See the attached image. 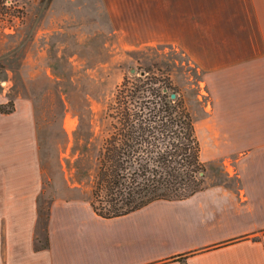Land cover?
<instances>
[{
    "label": "crops",
    "instance_id": "1",
    "mask_svg": "<svg viewBox=\"0 0 264 264\" xmlns=\"http://www.w3.org/2000/svg\"><path fill=\"white\" fill-rule=\"evenodd\" d=\"M90 1L125 48L171 46L202 72L201 160L230 166L206 169L188 198L117 217L53 197L41 235L37 129L20 99L0 111V264H264V0Z\"/></svg>",
    "mask_w": 264,
    "mask_h": 264
},
{
    "label": "rangeland",
    "instance_id": "2",
    "mask_svg": "<svg viewBox=\"0 0 264 264\" xmlns=\"http://www.w3.org/2000/svg\"><path fill=\"white\" fill-rule=\"evenodd\" d=\"M141 71L169 83V90L185 101L196 133L209 121L210 114L203 113L207 90L202 72L171 46L125 48L99 3L0 0V92L8 97L3 109L12 111L16 101L27 100L37 129L44 187L39 234L51 198L90 199L108 128L106 107L116 86ZM206 153L210 157L211 148ZM200 155L204 160V152ZM205 165L210 173L230 166ZM68 187L79 190L68 192Z\"/></svg>",
    "mask_w": 264,
    "mask_h": 264
},
{
    "label": "trees",
    "instance_id": "3",
    "mask_svg": "<svg viewBox=\"0 0 264 264\" xmlns=\"http://www.w3.org/2000/svg\"><path fill=\"white\" fill-rule=\"evenodd\" d=\"M169 89L147 71L116 86L92 178L89 202L97 215H126L156 200L188 198L204 187L194 119ZM0 111L7 112L3 105Z\"/></svg>",
    "mask_w": 264,
    "mask_h": 264
},
{
    "label": "water",
    "instance_id": "4",
    "mask_svg": "<svg viewBox=\"0 0 264 264\" xmlns=\"http://www.w3.org/2000/svg\"><path fill=\"white\" fill-rule=\"evenodd\" d=\"M132 71H133V70H132ZM140 73L143 74V71H141ZM163 91L166 92L167 89H166V88H163ZM175 96H176V94H175L174 92H172V93L170 94V97H171V98H174ZM200 174L202 175L203 172H200Z\"/></svg>",
    "mask_w": 264,
    "mask_h": 264
}]
</instances>
